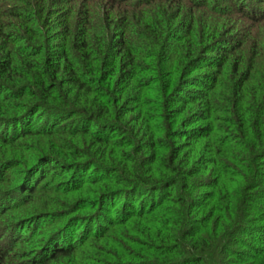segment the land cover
Returning a JSON list of instances; mask_svg holds the SVG:
<instances>
[{
    "label": "trees",
    "instance_id": "obj_1",
    "mask_svg": "<svg viewBox=\"0 0 264 264\" xmlns=\"http://www.w3.org/2000/svg\"><path fill=\"white\" fill-rule=\"evenodd\" d=\"M0 264H264V0H0Z\"/></svg>",
    "mask_w": 264,
    "mask_h": 264
}]
</instances>
